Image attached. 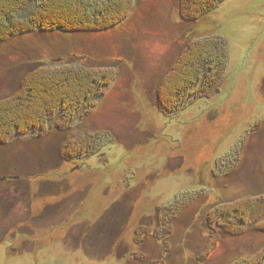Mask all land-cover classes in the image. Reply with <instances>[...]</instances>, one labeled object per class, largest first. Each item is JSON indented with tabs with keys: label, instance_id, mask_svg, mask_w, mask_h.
I'll return each instance as SVG.
<instances>
[{
	"label": "rangeland",
	"instance_id": "1",
	"mask_svg": "<svg viewBox=\"0 0 264 264\" xmlns=\"http://www.w3.org/2000/svg\"><path fill=\"white\" fill-rule=\"evenodd\" d=\"M133 4L106 31L37 33L0 44V101L38 66L118 72L88 117L0 145V181L17 178L0 182V264H229L264 248V234L254 229L221 236L205 263L211 210L252 197L264 213V0H227L197 23L182 21L178 0ZM209 36L226 44L219 92L160 112L162 79ZM87 130L97 134L95 153L72 160L65 140ZM245 138L237 166L231 155ZM183 197L194 203L173 237L162 238L166 245L135 243L138 227L155 232L157 209ZM259 214L254 221H264Z\"/></svg>",
	"mask_w": 264,
	"mask_h": 264
},
{
	"label": "trees",
	"instance_id": "2",
	"mask_svg": "<svg viewBox=\"0 0 264 264\" xmlns=\"http://www.w3.org/2000/svg\"><path fill=\"white\" fill-rule=\"evenodd\" d=\"M178 1L182 21L197 23L227 0ZM134 2L135 0H0V44L37 33L106 31L129 15ZM225 45L220 38L209 36L187 48L185 55L177 59L171 71L161 81L155 96L160 112L173 113L186 107L195 97L198 100L209 99L219 92L222 81L220 76L224 72ZM62 66L63 64H58L52 69L38 66L24 77L16 92L0 101V145L5 146L11 139L23 135L41 136L53 130H66L92 113L97 107L94 101L104 96L118 76V72L111 68ZM96 135L88 130L70 134L65 140V153L69 152L70 154H66L72 160L93 156L98 141ZM245 141L246 138L235 151L236 155H231L237 166L242 163ZM225 163L232 164V161L230 159ZM258 199L247 197L241 201L225 203L207 214L212 249L206 253L205 263L213 249L219 245L221 236L238 238L250 229L264 234V221H254L260 209ZM193 200L183 197L173 207L165 210L158 208V229L151 232L148 227H138L135 243L143 246L155 238L166 245L164 240L173 237L175 224L194 203ZM261 202L264 203V199ZM263 214L260 213L259 217H263ZM133 257L137 259L136 254ZM137 260L145 262L146 257L141 254ZM263 263L264 248L254 255L240 257L229 264ZM149 264L159 262L156 260Z\"/></svg>",
	"mask_w": 264,
	"mask_h": 264
},
{
	"label": "flooded vegetation",
	"instance_id": "3",
	"mask_svg": "<svg viewBox=\"0 0 264 264\" xmlns=\"http://www.w3.org/2000/svg\"><path fill=\"white\" fill-rule=\"evenodd\" d=\"M15 179H17L16 176H12V175H11V176H8V177H4V178H2L1 181L7 183V182H12V181H14ZM1 181H0V182H1Z\"/></svg>",
	"mask_w": 264,
	"mask_h": 264
}]
</instances>
